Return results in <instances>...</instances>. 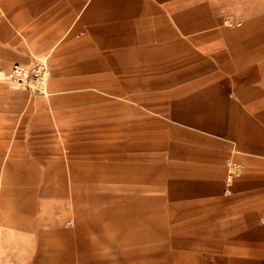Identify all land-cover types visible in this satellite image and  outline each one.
<instances>
[{
  "label": "crops",
  "instance_id": "0c3cea01",
  "mask_svg": "<svg viewBox=\"0 0 264 264\" xmlns=\"http://www.w3.org/2000/svg\"><path fill=\"white\" fill-rule=\"evenodd\" d=\"M0 264H264V0H0Z\"/></svg>",
  "mask_w": 264,
  "mask_h": 264
},
{
  "label": "built area",
  "instance_id": "2783aa9c",
  "mask_svg": "<svg viewBox=\"0 0 264 264\" xmlns=\"http://www.w3.org/2000/svg\"><path fill=\"white\" fill-rule=\"evenodd\" d=\"M5 76L18 86H23L38 93H45L47 67L42 59H39L32 66L16 63Z\"/></svg>",
  "mask_w": 264,
  "mask_h": 264
},
{
  "label": "rangeland",
  "instance_id": "374dc122",
  "mask_svg": "<svg viewBox=\"0 0 264 264\" xmlns=\"http://www.w3.org/2000/svg\"><path fill=\"white\" fill-rule=\"evenodd\" d=\"M37 62V61H36ZM35 62V63H36ZM34 63V64H35ZM33 64V65H34ZM23 65H25V64H23ZM26 66H32V65H26ZM7 73V72H6ZM6 73H4V74H2V78L7 82L6 84H7V86H9L10 88H12V89H14V90H30V91H32V92H34V93H31L30 91L28 92V93H30V94H33V95H44L43 93H38V92H35V91H33V90H31V89H28V88H25V87H23V86H18L17 84H15L13 81H11L9 78H7L5 75H6Z\"/></svg>",
  "mask_w": 264,
  "mask_h": 264
},
{
  "label": "clouds",
  "instance_id": "9594fccd",
  "mask_svg": "<svg viewBox=\"0 0 264 264\" xmlns=\"http://www.w3.org/2000/svg\"><path fill=\"white\" fill-rule=\"evenodd\" d=\"M111 238H112V237H109V239H111ZM94 239H95V238H94ZM103 251H104V252H108L109 249L105 247V248L103 249Z\"/></svg>",
  "mask_w": 264,
  "mask_h": 264
}]
</instances>
